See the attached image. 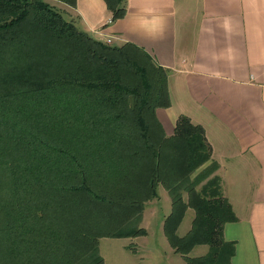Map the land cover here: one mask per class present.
<instances>
[{
	"label": "trees",
	"instance_id": "1",
	"mask_svg": "<svg viewBox=\"0 0 264 264\" xmlns=\"http://www.w3.org/2000/svg\"><path fill=\"white\" fill-rule=\"evenodd\" d=\"M104 1L123 15L125 0ZM166 81L144 50L91 37L45 0H0V264H103L101 239L146 234L160 187L174 252L231 264L223 229L236 215L210 176L203 128L180 116L168 135L156 118L170 106ZM201 245L208 252L190 256Z\"/></svg>",
	"mask_w": 264,
	"mask_h": 264
},
{
	"label": "crops",
	"instance_id": "2",
	"mask_svg": "<svg viewBox=\"0 0 264 264\" xmlns=\"http://www.w3.org/2000/svg\"><path fill=\"white\" fill-rule=\"evenodd\" d=\"M75 3L60 12L78 30L133 44L166 70L170 106L158 116L168 135L180 116L204 130L212 175L236 215L223 229L231 264H264V0H125L116 19L104 0ZM158 194L164 221L171 200L163 187ZM128 252L141 261L139 249Z\"/></svg>",
	"mask_w": 264,
	"mask_h": 264
},
{
	"label": "rangeland",
	"instance_id": "3",
	"mask_svg": "<svg viewBox=\"0 0 264 264\" xmlns=\"http://www.w3.org/2000/svg\"><path fill=\"white\" fill-rule=\"evenodd\" d=\"M45 1L51 4L58 11H60L64 7L65 10H68L69 12L71 11L68 6H65L66 4H62L57 0ZM166 77H168L167 72ZM159 111L160 109H158L155 114L158 122L161 123L158 116ZM206 166L207 165H205V167ZM205 167L204 165H202L199 169H197L194 175L199 173ZM212 174L210 175L211 177L213 176ZM167 205L168 204L164 201L163 198H161L159 202L154 200L153 203L148 205L146 211L144 212V220L142 223V226L144 227L146 232L145 235L137 236L134 239H101L99 244V253L103 258V264H185V261L183 260L181 255L176 254L172 246L169 245L170 243L165 234L163 217L166 213H168L167 211L169 206ZM182 218L183 219L176 230V234L179 237L184 236L190 230L194 218V210L191 208H187L184 217ZM139 227H141V224H139ZM130 245L135 251L132 252L131 250H129V248H127L129 251H131V253H136L139 249V251L141 252V261H137L135 259V256L130 254L128 250H124V247H128ZM207 252L208 247L206 245H201L196 247L194 251L192 250L190 256L194 257L205 255Z\"/></svg>",
	"mask_w": 264,
	"mask_h": 264
},
{
	"label": "built area",
	"instance_id": "4",
	"mask_svg": "<svg viewBox=\"0 0 264 264\" xmlns=\"http://www.w3.org/2000/svg\"><path fill=\"white\" fill-rule=\"evenodd\" d=\"M107 43H110V40H107Z\"/></svg>",
	"mask_w": 264,
	"mask_h": 264
}]
</instances>
